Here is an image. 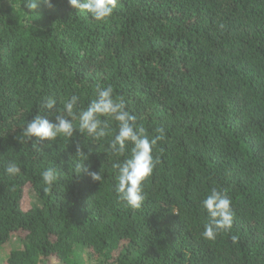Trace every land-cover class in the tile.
<instances>
[{
  "label": "trees",
  "instance_id": "16d2710c",
  "mask_svg": "<svg viewBox=\"0 0 264 264\" xmlns=\"http://www.w3.org/2000/svg\"><path fill=\"white\" fill-rule=\"evenodd\" d=\"M52 3L0 0V264H264V0H119L102 23ZM105 84L166 133L139 209L117 198L109 138L23 135L47 115L42 97L62 109L75 93L86 108ZM77 144L100 182L75 171ZM10 162L21 174H5ZM213 187L235 216L209 241Z\"/></svg>",
  "mask_w": 264,
  "mask_h": 264
},
{
  "label": "clouds",
  "instance_id": "9594fccd",
  "mask_svg": "<svg viewBox=\"0 0 264 264\" xmlns=\"http://www.w3.org/2000/svg\"><path fill=\"white\" fill-rule=\"evenodd\" d=\"M24 2L30 10H36L41 4L48 8L53 7L52 0ZM68 4L102 23L112 17L119 0H68ZM43 110H47V115L39 114L38 111L24 127V136L29 140L35 137L38 142H52L57 138H72L74 132L78 131L92 141L109 138L105 153L108 154L111 168L117 173V198L132 209L142 207L146 198L145 182L152 176L159 163V158L153 155L154 149L160 141L166 139L162 127L155 129V135L149 134L146 128L138 123L137 117L130 113L125 98L116 94L111 84L99 86L86 108L81 107L80 96L73 93L65 99L62 109L57 107L54 97H42L40 111ZM50 116H54V119H49ZM33 146L36 147V143H33ZM92 153L90 148L85 153L79 144L76 145L78 160L75 162V171L87 174L94 182H100L103 179L101 172L91 171L90 165L85 164ZM4 172L9 176H17L21 174V167L15 162H10L5 166ZM57 179L55 168H47L41 172L42 183L47 188ZM201 207L207 213V222L201 233L203 238L214 241L219 234L232 229L235 213L225 190L211 188L201 201Z\"/></svg>",
  "mask_w": 264,
  "mask_h": 264
},
{
  "label": "rangeland",
  "instance_id": "374dc122",
  "mask_svg": "<svg viewBox=\"0 0 264 264\" xmlns=\"http://www.w3.org/2000/svg\"><path fill=\"white\" fill-rule=\"evenodd\" d=\"M28 199H29L28 195H25L24 198H23V201H22V204H23L24 207H25V204H27L26 201H28Z\"/></svg>",
  "mask_w": 264,
  "mask_h": 264
}]
</instances>
